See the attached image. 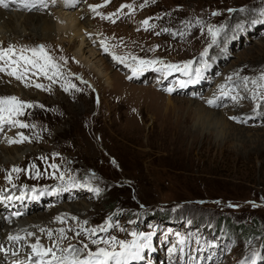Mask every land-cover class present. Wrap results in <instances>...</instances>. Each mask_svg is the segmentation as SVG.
Segmentation results:
<instances>
[{"label":"rangeland","instance_id":"1","mask_svg":"<svg viewBox=\"0 0 264 264\" xmlns=\"http://www.w3.org/2000/svg\"><path fill=\"white\" fill-rule=\"evenodd\" d=\"M105 4L97 7L100 15L91 11V6ZM126 4L136 11L135 5L142 4L144 8L134 17L124 9L116 15V23L101 19L117 13ZM84 5L91 13L89 23L94 36L101 38L99 33L103 32L117 38L121 50L137 58L190 61L193 71L203 69L199 80L205 77L208 82L192 90L197 97L182 96L175 89L164 95L160 84L157 89L140 82V75H134L130 67L125 73L123 67L113 65L108 56L101 54L97 59L101 58L107 68L105 73L111 78L108 85L83 63L74 60L67 43L46 35L36 36L20 20L16 23L20 34L15 36L10 35L8 26L0 24L1 43L24 47L43 45L65 73L56 82L60 85L38 77L37 82L50 89L47 91L24 87L7 76L0 77L8 91L15 86L16 96L34 105L19 117L22 122L34 125L22 129L32 138L31 144L0 147V154H4L2 158L0 155V188L13 167L32 166L28 159L47 155L52 160L59 158L65 179L81 180L101 191L97 200L95 195L90 198L89 193L81 191L68 193L69 200L56 199L62 201L58 208L43 207L23 216L15 220V228L26 226L37 214L54 218L67 211V215L60 216L64 223L56 218L51 220L54 226L49 232L61 248H66L69 242L77 247L86 242L95 251L91 240L70 231L71 225L81 223L101 228L109 216H116L112 222L130 219L143 228L146 220L165 216L176 220L178 226L189 224L187 233L195 227L204 230L207 233L204 245L207 241L211 245L217 242L213 246L217 254L212 256L209 247H205L209 253L197 262L189 258L186 249L183 253L168 254L164 264H240L241 261L252 264L256 254L264 258V80L260 79L264 75V16L260 15L264 12V0H79L69 11L77 15ZM53 10L3 11L12 16L37 13L53 16ZM148 17L154 18L155 26L162 28L161 37L137 31L136 22ZM209 29L219 32L216 44L212 43ZM221 45L222 49L218 48ZM205 50L207 57L203 56ZM125 78H133L135 82ZM253 80L257 83L252 84ZM227 81L239 82L234 94L239 103L225 97L219 103L223 106H209L208 97L215 93L220 96L221 89L226 92L223 85ZM67 84L76 87L66 92L62 85ZM188 89L186 84L184 90ZM24 91L28 94L24 95ZM230 105L237 109L229 112L230 116L228 112L219 116ZM249 107L250 114H259L242 118ZM210 113L218 114L214 117L218 118L220 129L210 124ZM230 117L246 123L235 122ZM20 132L15 128L6 130L0 138L7 139ZM8 156H14L15 160L9 162ZM38 169L26 176L17 175L13 182L36 186L39 190L57 182L55 178L45 177L44 171L41 178L35 179ZM82 207L89 211L86 215H69L71 208ZM222 218L227 220L221 222ZM58 226H64L68 239H61ZM26 232L23 237L30 240L39 237L41 245H48L44 232L35 235L32 231L31 236L29 229ZM224 245L227 246L220 256L219 250ZM151 251L149 248L145 253ZM23 252L20 256L24 257Z\"/></svg>","mask_w":264,"mask_h":264},{"label":"snow or ice","instance_id":"2","mask_svg":"<svg viewBox=\"0 0 264 264\" xmlns=\"http://www.w3.org/2000/svg\"><path fill=\"white\" fill-rule=\"evenodd\" d=\"M54 4L56 0H51ZM107 2V0H106ZM9 4L17 5L19 8L27 11H31L33 9L39 10L40 8H46L48 6V0H0V7L7 9ZM105 5L99 6H91V11L96 13V15H100L97 12V7H103ZM124 9H129L130 12L134 11L133 6L131 4L122 5L120 9H118L117 13H113L111 16H101V19L111 20L115 23V20L112 19V16L118 15L119 12H122ZM243 11V9H241ZM213 15H217V13H213ZM261 16H264V12L260 13ZM264 22V21H262ZM145 26V30L148 29L149 20L145 19L143 22ZM255 23V21H253ZM209 32L212 35V43L216 44L217 37L219 35L218 31L209 29ZM101 47L105 53L109 52V47L106 42H101ZM204 57H207V51L203 53ZM112 59L118 63H125L128 57H121L112 55ZM133 61L132 64L126 65L131 68L134 75H138L143 71L144 66H150L153 64L160 63L159 61H145L138 60L136 57H131ZM66 63V61H65ZM165 70L170 74L173 69L178 72H182V74L189 79L187 81L181 82L180 86L184 87L185 83H194L195 80L193 76L199 78L203 69L196 68L193 71L192 64H184L180 65H165ZM207 64L205 63V68ZM0 74L10 77L16 81H19L24 87H35L39 90H50L45 85L36 82L33 80V77L43 76L48 79L51 83H56L59 78L63 75L61 71V66L54 60V58L47 52L45 46L40 45L37 47H20L17 48L14 45H9L7 47L0 46ZM231 79V78H229ZM261 80H264V75H261ZM247 78H245V85L247 84ZM252 84H256L257 81H251ZM64 91H69L71 89H75V85L67 84L62 85ZM79 90V89H76ZM169 93L173 91V89H167ZM220 95L222 98L228 97L234 103H239V99L237 96H230L227 92H224L221 89ZM255 99V97H253ZM209 106L221 107L222 104L217 103L215 99H210L207 101ZM34 107L33 104L27 101H23L17 96H0V133L5 132L6 130H11L13 128L19 129H27L33 128L34 125H29L27 123L22 122L19 117L25 115V110L28 108ZM260 107V105H257ZM235 122L238 123H246L245 120H237L235 117H230ZM30 137L24 135L22 132L17 133L15 137L7 138V143L9 145L12 144H21L25 142H31ZM41 159H46L41 157ZM35 168V165L32 166ZM51 167H55L52 165ZM22 171L19 168H13L12 172L19 173ZM58 171V169H57ZM40 173L37 172V176ZM60 181L65 180L64 174H60L58 176ZM8 183L12 182L11 174L7 177ZM75 181H72L70 187H76ZM91 191L99 193V189H90ZM20 197H18L19 199ZM8 199H12V197H8ZM58 222L64 223L65 221L60 217L56 218ZM75 219V218H73ZM107 227L110 225L102 226L99 231H105ZM41 231H44L41 229ZM80 232L75 233L77 236L82 235ZM61 239H68L67 236L64 235V230H60ZM29 236L32 233L28 234ZM49 239L52 237V233H47ZM87 235L89 238L95 237L97 235V229L93 228L87 230ZM134 239L131 243H128L124 240L117 241L115 237L109 239H91V244L96 246V250L93 251L90 249L88 243H82L81 247H77L75 245L69 244L66 248L60 247L59 241H54L51 247H46L40 244L37 240L35 243L29 245L31 249V256H29V264H129L130 261L136 260L140 258L141 249L148 247L147 241L150 240V236L132 233ZM9 241L19 242L23 237L19 235H10L8 237ZM144 241L145 243H141ZM104 245V246H101ZM118 249V250H117ZM6 250L0 246V252H5ZM59 253V254H58ZM12 255H17L16 252H13ZM240 264H245V261H241ZM252 264H255V259L252 260Z\"/></svg>","mask_w":264,"mask_h":264},{"label":"bare ground","instance_id":"3","mask_svg":"<svg viewBox=\"0 0 264 264\" xmlns=\"http://www.w3.org/2000/svg\"><path fill=\"white\" fill-rule=\"evenodd\" d=\"M69 10H70L69 8H63V9L56 8V9L53 10L54 11V15L53 16H50L49 14L43 16V14H41V13L40 14L37 13V15H33V14L23 15V14H20V15L12 16L9 13L3 11L0 8V24L3 23V24L6 25V27L8 26L7 28L10 29V35L11 36H15V35H19L20 34V31L17 29L18 27H17V24H16L17 20H20L21 23H24V25H28V27L30 28V31L32 33H34V35H36V36L37 35H41V36H45L46 35V36L50 37V39H56L58 41L60 40L61 42L67 43L69 45V47L71 48L70 50H72V56L74 57L75 61H79V62L83 63L93 73H95L101 79H103L106 84L111 85V80H110L111 78L108 76L109 74L107 75L105 73L107 68L102 63L103 60L101 58L97 59V57H99L101 55V51L99 49V48H102L101 47V43H100V46L98 44V42H101V38H99L98 36H94L92 34V32H93L92 26L89 23V19H90V16H91L90 14L91 13H90L88 7H86L85 5L82 6L81 10L79 9L80 12L78 11L77 15L76 14H72L71 11H69ZM6 14H7V16H5ZM55 16H56V18H55ZM84 19H86V21H84ZM65 38H67V39L64 40ZM218 48L222 49V45L220 47H218ZM2 78H0V80ZM3 79H5V78H3ZM1 81L2 82H0V96H12V95L16 96V93L14 91L15 86L12 87V91H8L6 89L4 83H3L5 81H3V80H1ZM27 90H29V89H27ZM25 94H28V93H26L24 91V95ZM213 98L217 101V103H220L222 101V99H223L221 97V95L218 96V94L215 93L214 95L209 96L208 100L213 99ZM249 105H250V107H252V104H249ZM250 107L248 108L247 113L243 112L244 115L242 116V118L255 117L256 115L259 114V113L258 114H250V111H249ZM233 109H237V108H235L234 106L230 105V106H228L227 109L226 108L222 109V112L220 113L219 116H221V115L223 116L226 112L229 113V112L233 111ZM263 109L261 111H263ZM209 115H210L209 118H210V121H211L210 124H213V126L216 125L215 127L220 129L221 126H220V124H218L219 122L217 123V121H219V120H218L217 117H214L216 115L218 116V114L217 113H215V114L210 113ZM240 115H241V113H240ZM228 116H230V113H229ZM220 120H221V118H220ZM0 155H1V158H2V156L4 154L1 153ZM8 158H10V157L8 156ZM13 158H14V156L9 159V162L14 161L15 159L13 160ZM16 163H18V162H16ZM60 189L62 191H66V190L69 189V185H67L65 187V189H62L61 187H60ZM56 194H58V192H56ZM58 195H60V194H58ZM91 197L92 196H90V198ZM34 207L35 206L33 205V208ZM88 212L89 211L85 207L84 208L83 207L82 208H76V209L75 208H71V210L69 212V215H73V216H75V215H84V214L86 215ZM63 214L67 215L68 213H67V211H64L60 215H57V216L55 215L54 218L63 216ZM51 216L52 215L47 216V215H45L43 213L42 214H37L34 218H31L28 221L26 226H22L19 229L15 228V223L16 222H13L12 224H8V226L11 227L12 229H14L13 232H14L15 235H19V236L22 235L23 236V233L25 231H28V229L30 230L31 233H32V231H34L35 235H37L39 232L41 233V232H44V231H47V230L49 232V230L53 229L54 225L51 223V220L54 219V218H51ZM48 217H49V219H48ZM44 220H46V221H44ZM1 222H3V219H1ZM42 222H47V224L46 223L43 224ZM63 227L64 226H58L57 228H61L62 229ZM41 229H43L44 231H41ZM0 239H5L6 240L7 237L5 236L4 233L1 232L0 233ZM6 244H7V242H5V243L1 242V245H3V246H5ZM69 244L72 245L73 242H69ZM29 251H31V250H29ZM23 254H24V257H23V255H21V260H22V262H26L27 259H28V256L26 255V251L23 252ZM0 261H2L1 260V254H0Z\"/></svg>","mask_w":264,"mask_h":264},{"label":"trees","instance_id":"4","mask_svg":"<svg viewBox=\"0 0 264 264\" xmlns=\"http://www.w3.org/2000/svg\"><path fill=\"white\" fill-rule=\"evenodd\" d=\"M227 219L226 218H222V221L221 222H225ZM247 229V228H246ZM238 232H243V230H241V229H238Z\"/></svg>","mask_w":264,"mask_h":264}]
</instances>
